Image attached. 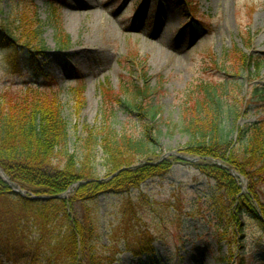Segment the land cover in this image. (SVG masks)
<instances>
[{
  "label": "rangeland",
  "instance_id": "374dc122",
  "mask_svg": "<svg viewBox=\"0 0 264 264\" xmlns=\"http://www.w3.org/2000/svg\"><path fill=\"white\" fill-rule=\"evenodd\" d=\"M179 1L0 0V27L20 37L23 30L20 12L23 17L28 12V16L41 23L45 51L38 59L39 54L35 55L34 67L54 81L64 120L70 124L72 153L79 148V141L84 140L86 130H101L104 123L107 126L104 110L118 107L112 120L118 132L136 136L151 127L149 135L156 139L155 151L131 166L132 169L172 164L169 173L148 179L138 190L124 195L107 193L94 201L97 248L113 249L114 264H220L219 257L239 264L242 255L250 264H264V232L253 218L241 219L246 224L242 234L236 220L233 221L228 232L231 242L218 238L227 231L218 230L216 217H211L213 205L207 201L213 180L190 165L203 160L230 169L222 161L187 155L184 150L189 138L178 127L186 118V108L193 103L188 101L189 91L201 83L216 84L220 80L229 86L228 101L242 113L236 124L227 122L234 143L239 128L264 122V95L258 100L253 94L254 89L264 92V0ZM185 4L190 5L191 12L184 10ZM53 5L58 9L60 27L70 38L67 50L56 45L57 27L51 25L50 17ZM6 36L10 39L9 33ZM22 37L25 38V33ZM152 48L158 49L156 55ZM162 49L180 58V66L166 53L158 62ZM10 54L0 50V92L11 85L43 83L35 70L29 69L21 77L5 74L3 67H8ZM242 60L245 65L240 63ZM247 61L251 67H246ZM223 72L231 76L225 77ZM143 77L154 95L153 105L160 108L156 126L141 123L137 114L131 117L119 107L121 103L132 102V84L142 85ZM15 97V92L8 93V100ZM97 158H102L100 149ZM97 171L99 179L105 180L106 170L99 166ZM235 171L231 167L229 174L236 178L242 192L248 194V178ZM2 175L5 174L0 170L4 178ZM82 184L70 188L66 197ZM15 186L25 192L26 198L35 196ZM253 204L260 212L264 210L254 200ZM24 233L33 238L39 235L30 228ZM141 238L154 249L152 256L137 258L130 251ZM29 251L34 256L38 253L41 263L47 264V257L45 260L41 257L46 250ZM0 264L27 263L0 256Z\"/></svg>",
  "mask_w": 264,
  "mask_h": 264
},
{
  "label": "trees",
  "instance_id": "16d2710c",
  "mask_svg": "<svg viewBox=\"0 0 264 264\" xmlns=\"http://www.w3.org/2000/svg\"><path fill=\"white\" fill-rule=\"evenodd\" d=\"M190 9V5L185 4L184 10L191 12ZM20 13L23 29L20 37L8 28L0 27V49L11 52L7 58L8 67L3 71L9 76L21 77L25 71L35 70L43 83L11 85L0 92V170L9 179L7 182L0 176V256L27 264H42L38 253L34 256L29 250H46L41 257L44 260L47 257V264H114L116 254L113 249L97 248L94 201L103 194L124 195L138 190L148 179L169 173L172 164L165 162L158 167L147 165L132 169L131 166L155 151L156 139L149 135L151 127L136 136L118 132L112 122L118 107L106 108L107 126L104 123L101 130H86L84 140L79 141V148L72 153L69 150L70 124L64 120L54 81L33 66L35 55L45 51L41 23L28 16V12L25 17L23 12ZM57 15L58 9L53 5L50 17L51 25L57 27L56 45L67 50L70 38L60 27ZM7 33L10 39H7ZM24 33L25 38L22 37ZM240 63L245 65L243 60ZM251 66L247 61L246 67ZM223 74L225 77L230 75ZM141 81L142 85L132 84V102L121 103L119 107L131 117L137 114L141 123L156 126L160 108L153 105L154 95L150 93L146 79L143 77ZM215 83H201L189 91L188 101L193 103L186 108V118L178 127L189 138L184 150L187 155L222 161L230 169L227 171L212 161L203 160L190 165L213 180L211 197L207 201L213 205L211 217H216L218 230L227 231L218 238L231 242L228 240L229 226L236 220L238 232L244 233L246 224L241 221L244 216L257 221L264 232V210L260 212L253 204L254 200L264 209V122L259 126L239 128V137L234 143L227 122L236 124L242 113L236 104L228 101L229 86L223 85L227 82ZM254 90L253 94L259 100L264 92ZM11 91L16 97L8 100ZM98 149L102 152L100 159L97 158ZM99 166L106 170L105 180L99 179ZM231 167L248 178V194L242 192L236 178L229 174ZM79 183L84 184L70 197L55 198L65 195ZM11 184L32 196L49 197L50 200L23 198L12 191ZM27 228L35 229L38 237L26 235L24 230ZM149 244L141 238L129 249L138 258L152 256L155 251ZM240 257L239 264H250L245 255ZM218 261L220 264L233 263V259L226 257H219Z\"/></svg>",
  "mask_w": 264,
  "mask_h": 264
},
{
  "label": "water",
  "instance_id": "95a60500",
  "mask_svg": "<svg viewBox=\"0 0 264 264\" xmlns=\"http://www.w3.org/2000/svg\"><path fill=\"white\" fill-rule=\"evenodd\" d=\"M4 173V172H3ZM2 176H4V178H5V180L6 181H8L9 182V179L7 178V176L6 175H2ZM11 186V188L13 189V191L16 193V194H19V195H21V196H23V197H25L26 198V195H24L25 194V192L24 191H22V190H20V189H18L15 185H10ZM67 195V194H66ZM66 195H64V196H57V197H55L56 199H62V198H64V197H66ZM31 200H42V201H45V200H50V198L49 197H45V198H32Z\"/></svg>",
  "mask_w": 264,
  "mask_h": 264
},
{
  "label": "bare ground",
  "instance_id": "6f19581e",
  "mask_svg": "<svg viewBox=\"0 0 264 264\" xmlns=\"http://www.w3.org/2000/svg\"><path fill=\"white\" fill-rule=\"evenodd\" d=\"M73 21H74V18H73V20L71 21V24L73 23ZM157 50L158 49H153L152 48V53L153 54H155L156 55V52H157ZM160 54L158 55V57H157V61L159 62H161V59L163 58V55L166 53L163 49L159 52ZM167 55H168V57L169 58H171V59H173V58H175L176 59V65L177 66H180V64H181V62H180V58H178L176 55H170L169 53H166ZM41 55H38V57L36 58V59H38L39 57H40ZM183 64V63H182Z\"/></svg>",
  "mask_w": 264,
  "mask_h": 264
}]
</instances>
